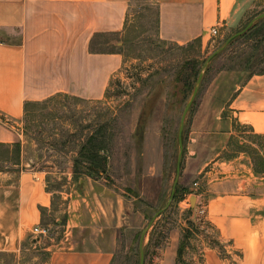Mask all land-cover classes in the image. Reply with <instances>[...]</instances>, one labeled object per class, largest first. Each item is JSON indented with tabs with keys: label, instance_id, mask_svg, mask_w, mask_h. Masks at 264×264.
Segmentation results:
<instances>
[{
	"label": "crops",
	"instance_id": "1",
	"mask_svg": "<svg viewBox=\"0 0 264 264\" xmlns=\"http://www.w3.org/2000/svg\"><path fill=\"white\" fill-rule=\"evenodd\" d=\"M246 1L154 0L156 37L177 46L195 40L204 45L211 28L219 36L234 28ZM128 2L0 0V145L19 141L24 103L55 96L83 102L104 98L122 57L91 47L100 46L98 38L115 40L124 34ZM215 81L192 115L177 186L186 198L196 182L206 204L203 222L208 228L200 227L193 264H264V175L253 173L243 151L223 157L232 142H247L246 133L264 144V73L229 85L225 96L218 94ZM8 166L0 170V254H17L23 241L35 238L31 232L41 227L39 209L49 212L51 193L43 174L26 168L21 152L19 165ZM67 175L70 179V169ZM72 180L85 185L82 195L71 201V194L64 193L62 199H68V214L70 206H79L82 221L69 230L61 226L66 228L62 239L44 248L45 264H109L125 225L127 202L111 197L97 179ZM93 204L97 214L91 213ZM212 238L223 256L207 245ZM176 247V241L170 242L156 264H173Z\"/></svg>",
	"mask_w": 264,
	"mask_h": 264
},
{
	"label": "rangeland",
	"instance_id": "2",
	"mask_svg": "<svg viewBox=\"0 0 264 264\" xmlns=\"http://www.w3.org/2000/svg\"><path fill=\"white\" fill-rule=\"evenodd\" d=\"M263 13L264 0H247L238 11L234 28L209 37L204 45L196 40L177 46L157 39L154 0H129L124 34L115 40L98 38L100 46L96 43L91 47V51H117L122 57V66L110 79L104 98L83 102L53 97L30 106L18 126V165L21 152L26 168L43 174L45 190L51 193V208L41 215L45 234L23 241L17 254H0V264H45L48 253L44 248L62 239L66 228L61 226L68 225L69 230L73 223L82 221L77 204L66 213L68 199L63 200L62 194L70 193L71 201L82 195L85 185L76 184L71 175L67 179V174L79 146L99 127L108 138L107 169L106 178L96 183L111 197L127 202L125 225L118 232L112 264H132L135 252L138 260L141 236L143 263L156 264L159 252L170 242L178 243L183 230L189 236L182 264L195 263L201 226L189 212L192 194L187 201L184 197L178 202L171 199L180 186L182 149L188 143L199 99L212 81L219 85L218 94L225 96L229 85L264 72V18L256 20ZM249 23L243 37L241 34L225 45ZM251 52L253 63L243 70V61ZM198 76L196 94L181 122L177 169L178 126ZM186 82L191 83L190 89L183 85ZM243 136L247 142H232L223 157L234 151H243L251 163L256 155L264 157L262 141L248 133ZM8 165L0 163V168H10ZM98 212L97 204H93L91 213ZM187 221L194 222L197 231L189 229Z\"/></svg>",
	"mask_w": 264,
	"mask_h": 264
},
{
	"label": "trees",
	"instance_id": "3",
	"mask_svg": "<svg viewBox=\"0 0 264 264\" xmlns=\"http://www.w3.org/2000/svg\"><path fill=\"white\" fill-rule=\"evenodd\" d=\"M244 34L242 35V37ZM235 39V38H234ZM196 41V40H195ZM230 43V42H229ZM254 52V49L252 50ZM253 52H251L243 61L242 69L246 70L250 67V65L253 63L252 59L254 57ZM264 54V50H263ZM264 73V72H261ZM194 74V75H193ZM193 80L195 79L196 72H194ZM260 74V73H259ZM253 74H249L248 76H251ZM186 82L185 87L190 89L191 83ZM58 97V96H55ZM63 97V96H61ZM53 98V97H52ZM51 99V98H49ZM47 99V100H49ZM46 101V100H45ZM44 102V101H42ZM39 102V103H42ZM39 103H24L23 104V116H26L27 110L30 106L37 105ZM22 116V118H23ZM103 127L97 128L92 134H90L85 141L79 146L76 156L72 161L71 166V175L73 179H76L80 176H86L92 179H98L100 177L106 178V169H107V148H108V138L104 136V133L101 132ZM140 132L138 134V138H140ZM0 149L3 151H0V154L2 153V156L0 157V163L2 164H10V165H17L18 164V143H13L11 145H0ZM9 149V150H8ZM261 149L264 151V144L262 143ZM8 151V152H7ZM252 171L254 174H262L264 175V157L261 155H256L253 158V162L251 163ZM0 170H2L0 168ZM183 190H181L179 187H176L173 194H172V200L174 201H180L182 200ZM40 215L45 212L43 209H39ZM42 220H40V226H42ZM189 229H192V231H197V227L195 226L194 222L187 221L185 223ZM204 227L208 228L204 224ZM189 234L185 232V230L182 231V234L180 235L179 241L177 243L176 251H175V258L173 264H182V253L187 245V238ZM207 245L209 247L215 248L219 254V257L222 256L221 249L218 245V243L212 238L208 240ZM126 256L123 257V259ZM114 260V257L111 259V264ZM132 264H138L137 260V253H134V259L132 261ZM144 264V263H143Z\"/></svg>",
	"mask_w": 264,
	"mask_h": 264
},
{
	"label": "water",
	"instance_id": "4",
	"mask_svg": "<svg viewBox=\"0 0 264 264\" xmlns=\"http://www.w3.org/2000/svg\"><path fill=\"white\" fill-rule=\"evenodd\" d=\"M264 18V13L259 15L256 20H259V19H262ZM251 26V23H249L247 26H245V28L243 30H241L240 32H237L235 34H233L228 40H226L225 42V45H227L231 40H233L234 38L240 36L241 34H243L249 27ZM199 79H200V76L197 77L196 79V83L193 87V90H192V94H191V97L185 107V109L183 110L182 112V115H181V118H180V122H179V126H178V132H177V142H178V146H179V153L177 155V160H176V167L178 169V165H179V159H180V154H181V139H180V132H181V122L183 120V117L188 109V107L191 105L192 101H193V98L196 94V91H197V83L199 82ZM195 197L192 195L189 197V212L191 213V216L192 218H194V204H195ZM141 238L142 236L139 238L138 240V264H143V253H142V250L140 248V245H141Z\"/></svg>",
	"mask_w": 264,
	"mask_h": 264
},
{
	"label": "built area",
	"instance_id": "5",
	"mask_svg": "<svg viewBox=\"0 0 264 264\" xmlns=\"http://www.w3.org/2000/svg\"><path fill=\"white\" fill-rule=\"evenodd\" d=\"M218 35L217 28L213 27L209 30V36L210 38H215ZM190 193L195 197V206H194V222H196L199 226L203 227V216L205 213V201L203 199V196L198 191V186L196 182H193L190 186ZM188 197V195H187ZM187 197L185 198V201H187ZM33 235H44L45 230L40 228H34L31 232Z\"/></svg>",
	"mask_w": 264,
	"mask_h": 264
}]
</instances>
